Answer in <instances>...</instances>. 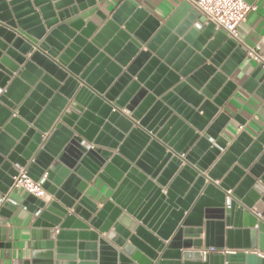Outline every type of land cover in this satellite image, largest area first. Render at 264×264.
I'll use <instances>...</instances> for the list:
<instances>
[{
	"label": "water",
	"instance_id": "water-1",
	"mask_svg": "<svg viewBox=\"0 0 264 264\" xmlns=\"http://www.w3.org/2000/svg\"><path fill=\"white\" fill-rule=\"evenodd\" d=\"M188 1L161 24L135 0H0V243L31 215L26 264H264L236 252L264 255V130L229 142L221 112L247 52ZM17 168L49 200H12Z\"/></svg>",
	"mask_w": 264,
	"mask_h": 264
},
{
	"label": "crops",
	"instance_id": "crops-1",
	"mask_svg": "<svg viewBox=\"0 0 264 264\" xmlns=\"http://www.w3.org/2000/svg\"><path fill=\"white\" fill-rule=\"evenodd\" d=\"M135 1L157 21L164 24L177 12L185 0ZM123 2L124 0H96V8L104 15L110 16ZM253 6L254 8L247 15L246 21L239 27L240 40L250 47L256 46L260 42L262 36H264V0H256ZM90 21L99 27L104 24L96 15L91 17ZM243 49L245 50V47H243ZM29 56L30 55H28L27 58H29ZM258 67L256 63L247 58L228 83V89L226 91L228 98L221 112L225 113L230 118V122L224 131V137L229 142L244 132L250 136L256 137L264 130V90L261 89L260 84L252 90L245 87L247 81ZM215 184L217 185L219 183ZM88 192L91 199L98 204L99 208H101L108 196L112 194L108 188L97 182L90 186ZM27 195L28 194L24 191H15L12 193L11 199L16 202H22ZM46 199L49 200V197H46ZM258 209V211L253 210L252 214L259 218L261 216L259 212L264 211V205L259 204ZM32 220L33 218L31 215L18 209L13 214L12 218L3 226V228L7 230L6 244H10V247H6L2 242L0 243V264H26V262L31 259V244L33 242L31 235ZM2 236L3 234L0 235V237ZM202 239H204V235ZM194 250L195 249H183L182 252H193ZM200 250L205 254L215 252L227 255L234 254L235 252L227 248L220 251H215L214 249L207 251L205 247H202ZM236 252L255 254L264 258V255L260 254L258 251H245L244 249H239Z\"/></svg>",
	"mask_w": 264,
	"mask_h": 264
},
{
	"label": "built area",
	"instance_id": "built-area-1",
	"mask_svg": "<svg viewBox=\"0 0 264 264\" xmlns=\"http://www.w3.org/2000/svg\"><path fill=\"white\" fill-rule=\"evenodd\" d=\"M190 2L201 15L206 17L208 23L215 24L218 30L225 31L230 38L245 47L248 59L261 67L264 72V36L254 47L245 45L239 38V27L246 21L247 15L254 6H249L243 0H199L197 2L190 0ZM17 170L18 176L14 178L12 192L24 191L38 198L46 197L41 184L30 179L25 169L17 168Z\"/></svg>",
	"mask_w": 264,
	"mask_h": 264
}]
</instances>
